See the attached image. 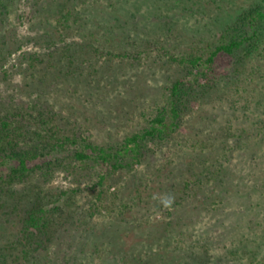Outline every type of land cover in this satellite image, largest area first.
<instances>
[{"label": "rangeland", "instance_id": "374dc122", "mask_svg": "<svg viewBox=\"0 0 264 264\" xmlns=\"http://www.w3.org/2000/svg\"><path fill=\"white\" fill-rule=\"evenodd\" d=\"M261 4L4 0L0 115L28 108L30 122L45 120L59 135L119 147L166 112L175 81L190 92L175 131L146 141L148 153L102 185L93 163L77 176L51 172L50 190L67 195L57 233L43 248L25 256L10 247L23 209L1 198L0 264H264V31L257 49L235 52L243 60L216 58L211 85L204 63L237 15ZM50 34L81 45L65 51L78 56L62 77L50 66ZM194 55L202 61L192 66ZM56 159L77 163L56 151L45 161Z\"/></svg>", "mask_w": 264, "mask_h": 264}, {"label": "trees", "instance_id": "16d2710c", "mask_svg": "<svg viewBox=\"0 0 264 264\" xmlns=\"http://www.w3.org/2000/svg\"><path fill=\"white\" fill-rule=\"evenodd\" d=\"M3 5L4 0H0V6ZM62 14L61 16H64V12ZM55 21L60 20L57 18ZM225 29L227 40L215 44L204 60L205 75H209L207 83L210 85L218 79L213 75V68L219 55L234 56L236 60L241 61L243 59L239 56L236 58L234 54L242 46H245L246 55L252 47L257 49L264 31V4L243 9L236 20ZM64 41V39H55L51 34L46 38L48 56L52 58V64L50 62L48 64L50 63L59 77L71 72V65L75 60L71 58L78 56V54L71 56L65 51L71 46H81L77 42ZM29 58L35 61V57L30 55ZM187 60L195 66L202 61V58L194 55ZM46 70L47 68L44 67L43 75L47 73ZM189 92L183 82L175 81L170 88L169 107L166 112L154 116L149 128L125 138L119 147L99 145L88 140H83L84 144H82L80 136L75 132L70 135L67 133L59 135L57 130L46 129L45 120L40 122L41 125L35 120L30 122L27 118L32 119V115L28 108L20 109L23 112L14 110L0 115V199L6 197L11 200L13 206L20 205L23 209L19 237L10 243V247L26 256L30 250L43 248L44 243L57 233V224L64 211L61 201L67 193L50 190L47 181L53 170L61 167L77 176L87 165L93 163L102 168L97 177L99 185H102L108 173L129 168L140 161V157L149 151L146 141L162 140L170 132L175 131L183 104V95H188ZM47 131L49 133L45 135ZM54 151L69 154L71 159L77 161L76 165H70L69 160L64 165L62 159L45 161L49 153ZM3 168H6L5 172ZM189 183V181L185 182L186 187ZM15 185H20V188ZM100 194L101 190L97 192L98 197ZM177 203L176 201L175 204ZM182 243V240H177L174 246L179 248ZM116 255L118 257V252ZM122 255L124 256L120 255L121 260L126 262L125 254ZM115 258L113 257V260H117Z\"/></svg>", "mask_w": 264, "mask_h": 264}]
</instances>
